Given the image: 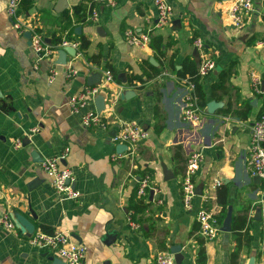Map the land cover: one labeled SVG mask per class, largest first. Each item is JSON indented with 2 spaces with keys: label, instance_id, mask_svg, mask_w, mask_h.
<instances>
[{
  "label": "crops",
  "instance_id": "obj_1",
  "mask_svg": "<svg viewBox=\"0 0 264 264\" xmlns=\"http://www.w3.org/2000/svg\"><path fill=\"white\" fill-rule=\"evenodd\" d=\"M7 1L0 0V214L5 209L11 215L23 214L34 224V232L45 231L42 226L67 231L73 241L86 247L82 264H153L158 252L169 251L175 244L181 245V264H199L202 239L196 214L213 206L221 220L216 237L202 240L204 264H232L235 239L231 230H223L224 221L230 214L232 225L237 215L248 212L250 243L242 247L237 264H247L251 256L255 264H264L260 220L255 219L264 192L261 180L247 166L252 125L262 108L251 90L252 75L261 79L264 89V47L257 45L264 41V0H253L254 10L241 28L234 27L228 16L231 0H167L172 16L161 26L156 25L153 0H118L114 6L99 0L21 1L19 18L33 22L45 41L55 32L68 30L85 35L87 55L101 50L104 61L117 73L118 79L112 77L100 92L105 98L101 113L105 125L89 127L81 116L95 109L94 97L77 113L68 102L86 85L88 75L104 69L77 50L63 65L55 63L57 51L40 58L24 37L25 31L15 28L8 16ZM93 11L96 20L90 19ZM75 16L85 20L77 23ZM77 27L81 28L78 33ZM126 30L161 37L165 60L150 47L151 41L144 46L129 44ZM196 38L202 40V49L193 43ZM203 56L213 58L216 67L200 77L201 89L207 102L223 104L213 114L204 109L202 121L192 124L182 118L186 87L176 70L188 59L197 66ZM71 65L78 73L68 78ZM150 65L160 70L155 78L141 88L128 85L130 74L144 77ZM227 69L226 91L214 89L213 94L212 86L221 83L220 75ZM52 70L56 75L51 80ZM126 90L134 95L122 97ZM247 103L250 109L244 117ZM126 121L136 122L146 132L132 154L128 148L118 151L121 143L112 140ZM33 127L39 130L29 135ZM17 138L22 144L15 148ZM66 148L60 162L71 171L70 184L78 191L75 199L59 194L31 155L35 151L44 161L61 156ZM195 150L203 153L194 177L202 194L187 208L181 176L188 155ZM165 168L173 177L165 178ZM146 174L151 177L144 196L147 207L136 221L130 219L129 201ZM215 179L225 190L219 204ZM51 256L58 257L31 245L18 228H6L0 222V264H51Z\"/></svg>",
  "mask_w": 264,
  "mask_h": 264
},
{
  "label": "built area",
  "instance_id": "obj_2",
  "mask_svg": "<svg viewBox=\"0 0 264 264\" xmlns=\"http://www.w3.org/2000/svg\"><path fill=\"white\" fill-rule=\"evenodd\" d=\"M22 0H8L6 12L9 17L14 21V26L21 32H30L31 47L39 55L40 58L49 57L52 53L57 51L54 47L50 46L44 39L41 31L34 25L33 22L22 20L19 18V5ZM106 6L116 5L118 0H99ZM157 9V23L161 26L166 24L172 16V8L167 0H153ZM254 10L253 0H231L228 8V16L234 27L241 28L244 26L245 19ZM90 19H97V12L93 11ZM125 37L129 44L144 46L151 40L150 32L145 34H136L133 30H126ZM193 43L198 49H202L203 42L200 38H196ZM257 45L264 47V41L257 42ZM72 46L76 50L78 48L77 42L64 40L59 46ZM81 55L80 53H77ZM216 67L213 58L203 56L197 65L198 75L205 76L212 72ZM78 70L72 65L68 67L67 77H74ZM100 81L93 86L84 85L78 92L72 96L68 102L69 108L72 112H79L87 105L89 100H92L97 94H100L102 88L112 80V75L109 70H100ZM56 71L52 70L51 80L55 77ZM103 75V78H102ZM185 84V93L183 97V110L182 118L187 123L198 124L202 121L204 115V108L199 105V99L193 90V85L185 79H181ZM251 90L262 103V111L255 119L252 125V131L249 141V159L247 162L248 170L251 175L258 176L261 180L262 192H264V89L261 86V79L256 76H251ZM102 113V112H101ZM101 113L96 109L84 111L81 116V121L84 126H97L105 125ZM39 129L33 127L29 130V135L34 134ZM146 137V132L134 121L121 122L112 140L117 143L127 145L128 153L132 154L133 149L139 142ZM22 144L20 138L14 142V147L18 148ZM68 148L59 157L46 158L41 162V167L48 177L52 187L61 195L75 199L78 197L76 191L70 184L71 171L61 165L60 160L65 157ZM203 161V153L200 150L191 152L185 162V170L181 176V196L185 207L189 208L192 205V200L196 196V184L194 181L195 174ZM151 177L146 174L139 179L138 194L145 196L147 190L150 188ZM220 184L219 179H215L213 187ZM212 211H207L205 208H200L196 214V221L199 225L198 233L204 240H211L216 237L219 231V222H217ZM0 222L9 229L15 227L12 220V215L9 210L1 211ZM260 226H261V251L264 252V203L260 207ZM31 245L41 249H46L54 252L58 258L62 259L65 264H82L86 247L71 239L67 231L54 230L52 232H45L42 230L36 231L28 237ZM153 264H176L173 255L169 251L158 252L154 259Z\"/></svg>",
  "mask_w": 264,
  "mask_h": 264
},
{
  "label": "trees",
  "instance_id": "obj_3",
  "mask_svg": "<svg viewBox=\"0 0 264 264\" xmlns=\"http://www.w3.org/2000/svg\"><path fill=\"white\" fill-rule=\"evenodd\" d=\"M23 1V0H22ZM21 4V2H20ZM20 8V5H19ZM75 22H83L85 18L83 16H75ZM68 40L71 42H77L78 43V48L77 51L81 55H85L88 60L90 61L91 64H93L96 67L103 68L104 70H109L111 72L112 77L117 80V73L113 70L112 66L110 65L109 61H104V56L102 51L100 50L98 53L92 54V55H87V48L89 46V40L85 35L82 34H75L73 33V30H68V31H62V32H55L51 35V39L49 42V45L54 47L55 49H58V46L64 41ZM150 47L153 48L157 54L160 56V58H164V52H163V40L159 36H153L151 37L150 40ZM159 58V60H160ZM170 65V61H167ZM148 64V63H147ZM149 65V64H148ZM151 66V65H150ZM172 67H174L172 65ZM160 73V70L154 67H150V70L145 72L144 77L135 75V74H130L127 78V83L129 86H134V87H143L146 82L149 80L155 78L158 74ZM176 73L180 79H185L187 82L191 83L193 85V90L195 94L197 95L199 99V105L205 109V106L207 104L206 97L201 89L200 86V76L198 75L197 72V66L196 63L193 60H186L182 64V67L179 70H176ZM230 74V69H227L226 71H223L220 75L221 77V83L220 84H214L212 86V92L214 94V89H219L221 91H226L225 89V78L228 77ZM159 96V93L157 94ZM215 97V95L213 96ZM258 97V95H256ZM217 98V97H216ZM218 99V98H217ZM246 111L244 113V117L248 114L247 112L250 109L249 104H246ZM262 108H260L258 112V116L261 113ZM185 170V168H184ZM150 173V170H148ZM184 171L182 172L183 175ZM217 189V203H223L224 197H225V190L223 189L222 185H217L215 187ZM216 205V204H215ZM147 207V202L145 200L144 196H141L138 194V187L137 189L133 192L131 195L130 201H129V209H130V219L136 220L137 221V216L141 214L142 211ZM207 211H212V207H204ZM214 217L216 218L217 222L220 223L221 216L219 214V211L217 209L213 210ZM251 218V216L248 214V212H244L240 215H237L231 225V231L233 232V237L235 239V247L232 252V264H237V259L239 252L241 251L242 247H247L250 243V238L248 235L247 226H248V221ZM43 230L46 232H52V229L42 226L41 227ZM199 230V225L197 223V234ZM200 240H204L200 235ZM200 241V248L197 253V262L199 264H204L205 262V252L203 248V241Z\"/></svg>",
  "mask_w": 264,
  "mask_h": 264
},
{
  "label": "water",
  "instance_id": "obj_4",
  "mask_svg": "<svg viewBox=\"0 0 264 264\" xmlns=\"http://www.w3.org/2000/svg\"><path fill=\"white\" fill-rule=\"evenodd\" d=\"M65 0H64V4H65ZM67 5V4H66ZM64 5V6H66ZM64 7L62 6L61 9H63ZM80 27H77L75 29V31L78 33L80 32ZM101 28H99L98 31H100ZM24 37L28 40V43L31 44L30 41V32L29 31H25L24 32ZM46 42L49 43L50 39H46ZM76 53V49L72 46H64L62 48L57 49V58L55 60L56 64H66L67 62V56H74ZM100 81V74L98 72L92 73L90 75L87 76L86 78V85L88 86H93L95 84H98V82ZM263 85V84H262ZM1 95V94H0ZM134 92L131 90H126L122 93V97H126L129 98L130 96H133ZM94 104H95V109L98 113H101L105 110L106 106H105V98L102 94H97L94 99ZM255 102H257V100H253L252 104L254 105ZM222 102L221 101H216V100H210L207 102L206 104V108L205 111L208 114H213L218 108H220L222 106ZM127 149V145L126 144H118L117 145V150L118 151H123ZM34 161L36 162H42L43 160L38 156L37 152L33 151L31 153ZM163 174L165 176L166 179H168V177H173V174H171L170 170H168L167 168H165L163 170ZM258 177V176H257ZM259 178V177H258ZM260 179V178H259ZM70 182V181H68ZM71 183V182H70ZM152 193V191H151ZM196 195H201L202 194V190L200 188H196L195 190ZM30 213L32 215L33 218H35V214L32 210H30ZM12 219L15 223V227L18 228L21 232L26 233L28 235V237L34 233L35 230V226L34 224L31 222V220L24 216L21 213H14L12 215ZM255 219L260 220V208H258L256 210L255 213ZM231 215L227 214L225 221H224V227L223 230H231ZM169 252L173 255L174 260L176 262V264H181L182 260H183V254L181 253V245L179 244H175L170 246L169 248ZM49 260L51 261V264H64V261L58 257H54L51 256L49 257ZM247 264H255V258L253 256H251L247 262Z\"/></svg>",
  "mask_w": 264,
  "mask_h": 264
}]
</instances>
